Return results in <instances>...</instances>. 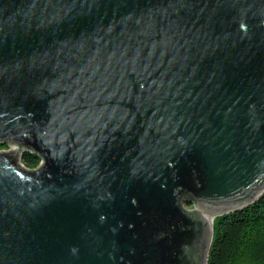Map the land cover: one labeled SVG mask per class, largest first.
Segmentation results:
<instances>
[{"label": "water", "instance_id": "95a60500", "mask_svg": "<svg viewBox=\"0 0 264 264\" xmlns=\"http://www.w3.org/2000/svg\"><path fill=\"white\" fill-rule=\"evenodd\" d=\"M7 141L0 264H206L264 195V0H0Z\"/></svg>", "mask_w": 264, "mask_h": 264}, {"label": "trees", "instance_id": "16d2710c", "mask_svg": "<svg viewBox=\"0 0 264 264\" xmlns=\"http://www.w3.org/2000/svg\"><path fill=\"white\" fill-rule=\"evenodd\" d=\"M29 168L38 161L24 154ZM206 264H264V195L228 217H217Z\"/></svg>", "mask_w": 264, "mask_h": 264}, {"label": "rangeland", "instance_id": "374dc122", "mask_svg": "<svg viewBox=\"0 0 264 264\" xmlns=\"http://www.w3.org/2000/svg\"><path fill=\"white\" fill-rule=\"evenodd\" d=\"M0 154L2 155H7L9 157H12L16 163V165L23 169V170H36L37 167L40 165V159L39 158H35V161H38V164L36 165V167L33 168H29L26 166V162L24 161L25 155L23 153V151H21L20 148H17L15 145H13L11 142L7 141L5 142L3 145H0ZM180 207L184 210V211H192L194 209V203L191 202L189 204H186L184 201L180 202ZM217 218V217H216ZM216 218H211L210 220V229H212L213 226V222Z\"/></svg>", "mask_w": 264, "mask_h": 264}, {"label": "bare ground", "instance_id": "6f19581e", "mask_svg": "<svg viewBox=\"0 0 264 264\" xmlns=\"http://www.w3.org/2000/svg\"><path fill=\"white\" fill-rule=\"evenodd\" d=\"M206 218H207L208 222L210 223V220H211L212 216L206 214Z\"/></svg>", "mask_w": 264, "mask_h": 264}, {"label": "flooded vegetation", "instance_id": "af4514ba", "mask_svg": "<svg viewBox=\"0 0 264 264\" xmlns=\"http://www.w3.org/2000/svg\"><path fill=\"white\" fill-rule=\"evenodd\" d=\"M182 198H183V197H181L180 201H182Z\"/></svg>", "mask_w": 264, "mask_h": 264}]
</instances>
